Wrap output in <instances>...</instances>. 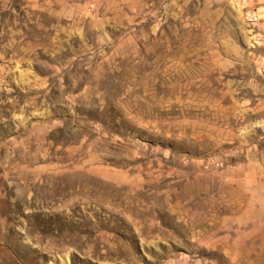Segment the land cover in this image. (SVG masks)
<instances>
[{
	"label": "rangeland",
	"instance_id": "1",
	"mask_svg": "<svg viewBox=\"0 0 264 264\" xmlns=\"http://www.w3.org/2000/svg\"><path fill=\"white\" fill-rule=\"evenodd\" d=\"M0 264H264V0H0Z\"/></svg>",
	"mask_w": 264,
	"mask_h": 264
}]
</instances>
